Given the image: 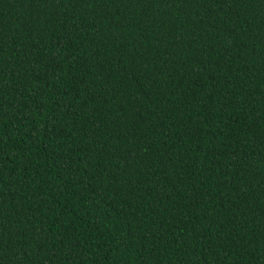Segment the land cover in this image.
<instances>
[{"label": "trees", "instance_id": "trees-1", "mask_svg": "<svg viewBox=\"0 0 264 264\" xmlns=\"http://www.w3.org/2000/svg\"><path fill=\"white\" fill-rule=\"evenodd\" d=\"M0 264H264V0H0Z\"/></svg>", "mask_w": 264, "mask_h": 264}]
</instances>
